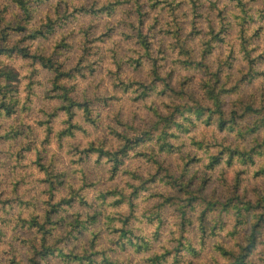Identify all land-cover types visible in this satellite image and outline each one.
<instances>
[{
	"label": "rangeland",
	"instance_id": "374dc122",
	"mask_svg": "<svg viewBox=\"0 0 264 264\" xmlns=\"http://www.w3.org/2000/svg\"><path fill=\"white\" fill-rule=\"evenodd\" d=\"M111 0H108V2ZM145 3L152 4V8L149 11L148 22H152L154 18H158L157 21L163 22L170 21L169 14V2L159 0H142ZM174 6L176 11L177 20H182V10H188L190 8L188 0H169ZM34 8H36L34 21H37L40 13L47 6L48 0H36L31 1ZM65 0H59L56 4V19H50L51 29L47 37L43 39V43L39 47H43L46 50L51 49L50 52H54L53 61L59 62L63 70L72 69V77L70 79L61 80L62 84L65 85L68 90L69 96L72 92H75L76 87L69 86L71 82L76 81L79 78L81 81L86 80L88 77H96L102 75L104 72H108L109 76L112 75V69L108 67L109 61L115 65V75L118 79V83L114 85V88H119L123 92L124 96H127L129 92H133L135 100L133 103H140L142 101L156 99L162 104H167L172 97L168 93L159 92L160 87L156 91L151 92L152 95H142L140 90H136V86L125 88L122 81L128 80H140L149 81L152 76L149 73V64L146 60L140 59L141 50L138 46L133 44L134 39L128 37L130 34L129 28V16L127 11L130 9L131 0H119L117 4H113L110 12L108 10L98 11L99 8L104 4H100L99 0L91 5L93 10L96 12H87V14H81L84 11L76 9H70L65 13L67 18L71 16L72 23L64 24L63 27L58 26L61 21V6L64 7L63 3ZM217 8L232 9L233 6L227 7L225 0H216ZM255 3V0L252 2ZM206 5H208L206 3ZM65 8V7H64ZM112 8L114 9L113 11ZM14 11L19 13L15 2L13 0H0V28H2L7 20L12 19ZM66 18V19H67ZM149 24V23H148ZM147 24V25H148ZM14 25V24H12ZM29 27V26H28ZM163 28H167L163 26ZM237 26H233L232 30L228 32L224 42L219 45V49L222 53H225L226 49L231 46L236 49V43L238 41L236 36ZM189 27L182 29V35L187 32ZM59 30V37L52 41V37H55ZM146 30V29H145ZM199 33L194 34L193 44L198 46ZM163 45L166 47L168 43L173 42V34L165 32L159 34ZM197 37V38H196ZM35 40V39H34ZM255 42L263 48L264 46V26L261 35ZM54 50V51H53ZM48 52V53H50ZM124 53L121 57L119 54ZM178 48L169 49L168 57L165 60L160 61L163 71L171 70L173 77V84L178 85L180 77L186 79L185 81H193L192 79L199 74V71L193 69H187L183 64L180 63V59H183L181 55H178ZM217 50L211 53L209 56L210 60H213ZM236 57L238 54H235ZM9 60L13 59L8 58ZM25 59V58H23ZM28 60V59H25ZM140 61V62H139ZM260 61V60H259ZM264 62V61H263ZM244 63L243 59L238 56V59L234 63V73H236V66H240ZM259 65L260 62H258ZM10 66V65H9ZM12 67V66H10ZM33 71L29 72L23 79L27 80V86L24 91L27 96L24 98L23 104L21 100L17 107L15 114L10 117H6L1 112L0 120L4 123H0V131H3V135H0V199L4 203H0V213L3 214V219H0V244L7 242L9 232L19 235H14L11 239L16 240L21 245L28 244H39L41 240H44L46 244H50L57 235L63 234L67 227L66 221H73L77 213L81 216L79 218H86L87 216H94V223L88 225V229L84 232L82 242L88 244L94 236V248L95 250L106 249L111 257L117 259L126 260L128 257L132 264H151L147 261V258L152 256L154 252H162L164 249H173L177 246V250L172 251L161 264H202L205 261V257L209 253V249H212V242H216L220 235L225 231L228 232L229 236L233 230L234 218L232 215H227L225 226L217 233L216 236L208 237L207 244L201 247L195 241L196 231L194 229L195 222L190 225L187 223L186 233L184 236L187 238L192 237L194 242L192 246L196 249V253H190L184 246L178 245L177 239L179 235V226L177 225L176 213L173 211L174 207L171 205L173 200L166 203H162V198L158 194L163 196H173L176 199H183V194L177 192L169 184L166 183L164 177V170L160 168L164 165L171 168V171L179 172L180 168L184 165V161L180 158L186 152L192 158V162L189 165L185 179L194 174L197 177H201L203 174L208 178L207 193H215L222 196L223 187L231 184L234 178L239 174V179L242 186L247 191L249 196H253V188L264 185V173L261 171V166L264 167V155L256 157V163L253 166L243 167L237 163L234 165H225L224 163L217 166L213 171H209L205 168L207 161V154L212 152L213 149L210 144L222 141L224 138L225 142L236 143L238 136H233V133L228 130H224V133L219 132L214 124L206 126L203 123H197L196 126L188 132L179 133L177 139H171L173 144L177 145L176 142L180 141L178 149H175L172 154H165L163 152H157V145L154 142H147L144 146H138L135 150L139 152L154 150L156 159L159 162H163L160 167L154 164L146 154L135 155V151H131L128 157L125 158L124 164L115 173L110 172V162H106L105 157L97 158L96 154H91L88 157H81L77 150L71 149L68 155L71 156L72 152L80 157L76 161H64L63 165L57 166L54 161L55 157L51 160L48 159L46 146H50L53 134L57 136L58 132L55 131L54 124L59 120L60 115L64 111L59 110L57 116L51 119V123L47 120L50 118L48 114L51 112L52 107L59 106L62 104L61 99L58 98V94L61 90L54 87L53 76L54 73L49 71L37 63L31 64ZM18 75L16 88L20 97L21 86H22V73L17 71L16 68L12 67ZM264 70V63L261 66ZM230 68L225 67V71ZM264 83V78L262 79ZM191 83V82H189ZM258 83L255 82L254 86ZM194 85V82L191 84ZM190 88V86L188 87ZM249 88L245 87L244 91L248 92ZM37 99L42 102L45 107L38 109V114L42 117L41 120L36 122L35 128L30 123L24 122L20 117L25 113L33 111V99ZM116 99V97H112ZM176 100L182 101L175 97ZM76 119V115L72 118L71 122ZM7 125V126H5ZM39 129H45L43 140L40 142L41 148L45 149L42 152L37 150L35 155L33 151L35 149V142L33 137L38 138ZM67 136L56 137L60 146L63 147L64 141ZM191 137V139H185ZM75 139V135L72 136ZM196 141L203 140V143L209 145L208 149L198 148L197 145H193L192 140ZM249 142L255 143V140H251V136L247 137ZM257 141H264L262 134L257 137ZM25 141H28L27 143ZM239 141V140H238ZM105 149L108 146L101 143ZM84 148V147H83ZM114 147L113 149H117ZM82 149V148H78ZM179 156V161L173 159V157ZM95 156L96 160L93 164L92 157ZM188 156V157H189ZM197 160L193 161V159ZM187 160V158H186ZM190 162V161H189ZM188 162V163H189ZM69 163H75L80 165L82 177L79 186H77V173L75 170L67 167ZM237 165L243 169V171L237 169ZM46 168L50 174H56L54 179V188L50 190L49 183L47 181V175L43 168ZM91 169V171H88ZM258 172H255V171ZM37 173H43V177H38ZM211 173V176L209 175ZM94 177V178H92ZM139 177V178H138ZM163 177V179H162ZM138 178V179H137ZM194 179V178H193ZM32 184H29V181ZM144 183H141L143 182ZM133 184V185H132ZM36 185L39 191V196H47L50 202H57L60 198H68V193L71 185L78 194L83 198V201L79 198L71 201V206L66 207L63 205L56 213H52L51 219L45 224V238L42 239V232L35 227H28L27 224H23L19 221V218H25V214L31 212L32 215L36 216L38 221H43L42 216L47 208V202L45 201L41 206L36 197L32 199H25L29 193L33 192ZM138 186V193L136 196L131 194L133 187ZM23 189V191H22ZM14 191V192H13ZM116 192H120L125 196L129 197L132 202V208L128 207L126 201H120V195ZM72 193V192H71ZM104 195V198L103 196ZM59 197V199H57ZM157 210L160 211L161 222L158 223L153 219L152 214ZM130 213L129 226L136 229V233H144L150 241V248L146 251L134 252L132 248L117 247L113 244L115 235L111 233L112 228H118L121 226L119 221V214L126 215ZM190 217L194 218L195 214H189ZM30 216L26 219L28 220ZM62 218L64 219L62 221ZM54 227V229H52ZM186 243V241H182ZM61 245V244H59ZM11 247V245H9ZM80 248V245L76 248ZM32 250V249H31ZM15 252V250H13ZM32 252V251H31ZM8 252L4 253L7 257ZM176 257V260H175ZM99 258V257H98ZM171 258V260H170ZM216 260V261H214ZM209 264L219 263V259H214ZM3 264H17L16 255L13 254L11 259H7ZM39 264H79V263H66L60 260L58 257H47L46 259H40Z\"/></svg>",
	"mask_w": 264,
	"mask_h": 264
},
{
	"label": "trees",
	"instance_id": "16d2710c",
	"mask_svg": "<svg viewBox=\"0 0 264 264\" xmlns=\"http://www.w3.org/2000/svg\"><path fill=\"white\" fill-rule=\"evenodd\" d=\"M13 1L19 13L14 11L13 20H7V23L0 28V42H2L0 44V55L8 58H11L12 53L15 51L9 37L13 32H28V26L32 24L36 11L31 2L36 0ZM159 1L164 2L163 4L170 3L168 14L170 21L162 24H160L162 19L157 21L158 18H154L151 23L148 22V10H151L152 4L145 3L142 0H131L130 9L127 11L130 19V34H128V37L133 38V44L141 50L140 59L148 62L149 73L152 78L147 82L128 80L121 83L125 88L136 86L135 89L140 90V93L145 96L148 95V90L154 92L160 87V94L168 93L182 101L186 100L187 103L183 105L176 104L172 108L171 114L164 116L159 124L143 130L135 138L124 140L117 149L108 150L102 144L96 145L95 143H90L82 149H74L78 151L81 157L86 158L91 154H96L98 159L105 157L106 161L111 163L110 172L112 173L120 169L131 151H135V155L146 154L154 164H157V167H160L163 162H159L155 158L154 150L150 149L146 153L135 149L138 146H144L147 142H154L153 144L157 145V152L172 154L175 149H178V146L173 144L171 139H177L179 133L191 131L197 123H203L206 126L214 124L215 128L221 133H224V130L235 131L239 140L233 143L225 142L222 138V141L210 144V147L215 150L207 154L205 168L213 171L224 162L225 165L237 163L243 167L255 165L256 157L264 155V141L256 140L261 134L264 136V83L262 81L264 70L261 68L264 63V46L262 48L255 42V39L259 38L263 30L264 11H261L259 15L262 22L261 26H256V16L243 3V0H225L226 6H233L232 9L217 8L216 0H188L190 8L182 10L183 18L177 20L176 11L171 2L169 0ZM253 1L250 0V2ZM118 2L119 0H111L97 8V10L99 12L102 10L110 12L112 5ZM63 5L66 12L70 6V9L75 11L78 9L65 2ZM78 10L84 11L81 7ZM113 10L112 8L111 11ZM237 10L239 11L237 12ZM88 12L96 11L91 6ZM67 16L64 13L61 18L66 19ZM50 23L49 19L46 23L38 24L32 31L30 38L33 40L37 36L46 38L49 34L48 31L51 29ZM163 26L167 28H163ZM187 26L189 29L184 32L185 35L183 36L182 29ZM233 26H237L235 37L238 41L236 49L231 46L225 50V53H222L219 45L224 42ZM200 30L201 33L198 34L200 44L196 46L193 44L194 34L199 33ZM165 32L173 34V42H169L166 47L159 36L160 33L165 34ZM39 48L41 51L37 54L25 50L22 58L31 59L33 63H37L54 73L53 84L54 87L61 90L58 98L61 99L62 104L52 107L47 122L51 123V119L57 116L59 110L64 111V113L67 112V123L70 125V129L61 130L56 137L68 136L69 131L76 128V125L71 122L75 113L72 111L71 96H69L68 90L61 80L70 79L72 69L63 70L59 62L53 61L54 52L45 54V49L43 47ZM175 48H178L177 54L184 57L180 59V63L187 69L199 71L201 74L200 78L199 74L196 75L192 79L193 81H189V78L188 81H185V77H180L178 87L173 84L171 70L163 71L160 63L168 57L169 49L172 51ZM215 50H217V53L214 59L210 60L209 56ZM235 54H238L244 61L242 65L235 67L236 73L232 69L238 59ZM225 67L230 69L225 71ZM17 79V72L12 67L0 65V114L2 112L6 117L15 114L19 105L20 97L16 88ZM192 82H194L193 86L191 85ZM255 82L258 83L256 86H254ZM189 86L190 88H188ZM245 87L249 88L248 92L244 91ZM177 113L182 114L183 123H179L175 119ZM248 136H251V140H255L254 144H252V141L247 140ZM192 142L200 149L203 147L208 149L209 147L207 143H203V140L196 141L193 139ZM130 145L132 147H129ZM188 156L189 153L187 152L181 156L180 159L184 161V165L179 172L174 173L170 167L164 164L160 168V170H164L166 183L184 196L183 199L178 198L175 200L173 196L158 194L163 199L162 203L173 200L171 205L174 207L173 211L176 213L175 218H177V225L180 229L177 239L178 245H185L190 253H196V249L192 246L194 239L184 236V233L187 232V223L190 225L196 223L194 226L196 231L195 241L201 247H204L207 244V238L216 236L225 226L226 217L229 214L234 218L231 235L239 233L241 229L247 233V247L242 248L240 257L236 260V264H245L243 253L247 252L248 248L255 249L264 244V185L254 187L253 196H249L241 184L239 174H237L231 184L223 187L222 196L211 192L207 193L208 178L204 174L200 178L194 174V177L191 175L185 179V174H187L189 165L192 162V158ZM194 160L196 161L197 158L194 157ZM259 168L264 173V167ZM43 169L47 175L49 188L52 190L56 174H50L45 167ZM209 175L211 176V173ZM141 183H144V181ZM69 186L68 193L70 194H68V198H60L54 203L47 200V208L42 216L43 221L39 222L36 216H30L28 220L19 218V221L27 224L28 227H35L39 231H43L41 234L42 239H44L47 233L44 227L51 219L52 213H56L63 205L70 207L71 201L76 198L83 201L77 190L71 185ZM138 189V186L133 187L129 195L136 196ZM116 193L120 195L119 202L126 201L128 207L132 208L129 197L120 192ZM102 196L104 198V195ZM0 203L4 202L0 199ZM189 214H195V217L192 218ZM80 216L77 213L73 221H66L64 224L67 227L66 231L53 238L50 244H46L44 240H41L39 244H32V255L28 260V264H39L40 259H46L47 257H58L66 263L132 264L129 257L126 260H120L111 257L106 249L95 250L94 233L88 244L82 242L83 234L88 229V225L93 224L95 220L94 216H87L84 219L79 218ZM118 217L121 226L111 230L116 238L113 240L114 245L122 248L130 247L134 252L146 251L150 248V241L147 236L142 232L137 234L136 229L129 226L130 213L126 215L119 214ZM152 217L158 223L161 222L159 210L153 213ZM182 241H186V243H182ZM78 243L80 248H76ZM212 249L219 252L225 259L235 255L230 253L227 248L222 247L219 239L215 243L212 242ZM175 250H177V246H174L173 249H164L160 253L154 252L152 256L147 258V261L151 264H161Z\"/></svg>",
	"mask_w": 264,
	"mask_h": 264
},
{
	"label": "clouds",
	"instance_id": "9594fccd",
	"mask_svg": "<svg viewBox=\"0 0 264 264\" xmlns=\"http://www.w3.org/2000/svg\"><path fill=\"white\" fill-rule=\"evenodd\" d=\"M95 0H65V3H68L75 7H81L84 9V12L81 14H87L91 5ZM108 0H99L100 4L107 3ZM59 3V0H48L47 6L40 13L37 21H34L29 26L28 32H13L9 37L11 45L15 48V51L12 53L13 59L9 60L7 56L0 55V65H10L16 68L17 71L22 73V86L20 93V100L23 104L24 98L27 96V93L24 91V88L27 86V80H24L23 77L27 76L29 72L33 71L31 64V59H23V54L25 50H30L33 54H37L41 51L39 45L43 43V36H37L35 40L31 39L32 31L37 27L38 24L46 23L49 19H56V4ZM243 3L247 5L248 9H251L253 14L256 16L257 23L256 26H261L262 22L259 19L261 11H264V0H255L253 4L250 0H243ZM66 9L61 6V16L63 17ZM239 10H237L238 12ZM72 18L69 16L67 19L61 21V24L58 26L63 27L64 24H71ZM59 30L55 37H52V41L55 42V39L59 37ZM2 44V42H0ZM51 49L46 50L47 54ZM121 57L124 53L119 54ZM109 68L112 69V75L109 76L108 72H104L102 75H97L96 77H88L86 80L81 81L77 78L76 81L70 83L71 86L76 87V91L71 93L72 101V111L76 115V119L72 121V124L76 125L75 129L69 131L68 136L66 137L63 147L60 146V143L57 141L55 132L53 134V139L50 146H46V151L48 154V159L51 160L52 157H55L54 163L57 166L63 165L64 161H76L80 157L72 152V155L69 156L68 152L74 148H83L87 147L90 143H95L100 145L104 143L108 146V150H112L114 147H119L124 140L128 138H135L143 130L149 129L155 124H159L164 116L171 114L172 108L176 104H185L187 101H178L175 97H171L167 106L162 104L156 99L142 101L140 103H133L135 100L134 90L129 92L127 96L123 95V92L119 88H114V85L119 81L115 75V65L109 61ZM175 87H178L176 85ZM147 94L152 95L151 90H148ZM116 97V99H112ZM45 107V105L33 99V111L30 113H25L20 119L26 123H30L33 128H35L36 122L41 120L42 117L38 114V109ZM175 119L179 123H183L182 114L177 113ZM68 113H62L58 121L55 122L54 128L55 131H61L65 129H70V125L67 123ZM0 123H4L0 120ZM7 126V125H5ZM45 129H39L38 138L33 137L35 142V151L39 150L42 152L45 149L41 148L40 142L43 140ZM74 132L75 139L72 138ZM0 135H3V131H0ZM236 133H233L235 136ZM185 139H191V137H186ZM26 143L28 141H25ZM180 141H177L176 144L179 146ZM129 147H132L131 145ZM177 162L179 161V156L173 157ZM96 157H92L93 164L95 163ZM107 161H105L106 163ZM68 168L73 169L77 173V186L82 180V177L79 175L81 172L80 165L75 163H69ZM238 170H243L237 165ZM91 171V169H88ZM43 173H37L38 177H43ZM94 178V177H92ZM33 182L30 180L29 184ZM33 192L29 193L28 196L24 197L25 199H32L33 196L36 197L38 203L42 206L45 201H47V196H39V191L36 185H33ZM23 191V189H22ZM59 199V197H57ZM31 212L25 214V219H27ZM3 214L0 213V219H3ZM19 235V233L9 232L10 239L4 244H0V264L7 259H11L12 255H16L17 264H28V260L31 258V244L21 245L16 240L11 239L12 236ZM247 233L245 230L241 229L239 233L229 236L228 232L225 231L219 237L220 244L222 247L227 248L230 253L235 254L228 259L223 258L219 252L214 249H209L208 255L205 257V261L202 264H209L210 261L214 259H219V264H236V260L239 259L242 248L247 247L246 240ZM215 243V242H214ZM11 245V247H9ZM15 250V252H13ZM67 251V250H65ZM8 252L7 257L4 256V253ZM162 254V253H161ZM245 258V264H264V244L253 248H248L247 252L243 253ZM171 260V258H170Z\"/></svg>",
	"mask_w": 264,
	"mask_h": 264
}]
</instances>
